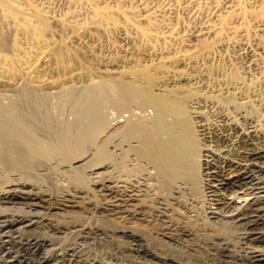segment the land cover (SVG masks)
I'll return each mask as SVG.
<instances>
[{
	"label": "bare ground",
	"instance_id": "bare-ground-1",
	"mask_svg": "<svg viewBox=\"0 0 264 264\" xmlns=\"http://www.w3.org/2000/svg\"><path fill=\"white\" fill-rule=\"evenodd\" d=\"M189 76L157 85V92L111 79L119 110L127 107L128 115L120 112L112 124L97 117L87 128V143L97 147L113 137L115 145L112 165L111 154L98 146L90 158L94 168L85 174L68 173L89 159L73 136L52 141L17 111L18 117L9 116L11 124L0 126V264L78 259L93 255L87 244L108 247L118 264H191L182 257L186 242L199 238L224 255L231 241H217L238 229L236 237L250 250L246 260L264 264L263 119L229 92L217 100L218 120L205 123L190 87L204 81ZM52 163L69 168L55 173ZM69 235L72 241L57 246ZM146 238L160 247L152 249Z\"/></svg>",
	"mask_w": 264,
	"mask_h": 264
},
{
	"label": "rangeland",
	"instance_id": "rangeland-1",
	"mask_svg": "<svg viewBox=\"0 0 264 264\" xmlns=\"http://www.w3.org/2000/svg\"><path fill=\"white\" fill-rule=\"evenodd\" d=\"M0 1V126L10 125L9 116L20 114L23 118L16 117L41 137L55 141L73 136L72 143L86 149L89 159L98 146L104 147L112 165L115 139L100 141L96 147L87 143L85 135L95 118L105 117L112 124L120 112L127 111V107L119 110L111 79L134 80L143 89L157 92L160 84L189 75L197 83L206 81L190 86L205 123L218 120V98L233 94L239 107L258 113L264 124V0ZM89 159L71 169L52 163L49 170L89 173L94 168ZM216 203L210 200L209 205L216 208ZM237 231L217 241H231V251L224 255L199 238L186 242L183 261L250 264L245 258L250 250L236 237ZM69 236L57 246L72 241ZM146 240L152 249L160 247L153 238ZM189 245L194 251H187ZM87 248L93 255L44 264L120 263L107 255L108 247L87 244Z\"/></svg>",
	"mask_w": 264,
	"mask_h": 264
}]
</instances>
